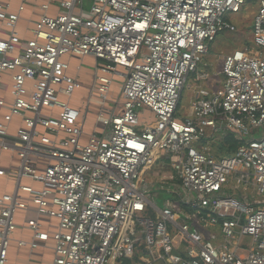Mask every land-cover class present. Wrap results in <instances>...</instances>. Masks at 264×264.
Masks as SVG:
<instances>
[{
	"label": "built area",
	"instance_id": "built-area-1",
	"mask_svg": "<svg viewBox=\"0 0 264 264\" xmlns=\"http://www.w3.org/2000/svg\"><path fill=\"white\" fill-rule=\"evenodd\" d=\"M53 1L23 40V5L12 12L0 0V84L10 81L0 150L17 155L18 180L41 185L20 187L38 213L58 220L52 264H264V0H59L50 15ZM252 2V46L226 55L214 84L199 66L219 34L236 30L225 15ZM190 74L188 115L177 118ZM82 89L78 109L70 101ZM229 132L238 148L209 153ZM34 158L46 161L42 172ZM22 209L17 194L0 196V264Z\"/></svg>",
	"mask_w": 264,
	"mask_h": 264
},
{
	"label": "crops",
	"instance_id": "crops-1",
	"mask_svg": "<svg viewBox=\"0 0 264 264\" xmlns=\"http://www.w3.org/2000/svg\"><path fill=\"white\" fill-rule=\"evenodd\" d=\"M58 1L59 0L53 1L48 14L53 15L56 12L55 7ZM3 2H8L11 5L10 9L12 12H15L21 4L23 5L24 10L20 13L17 31L21 39H30L33 22L38 20L43 14L40 10V6L47 3L48 0H3ZM86 62L90 63L91 60H86ZM77 64V61L73 59L70 60L69 74L71 76L76 75L75 66ZM87 72L88 71L82 70L79 75V80L84 84V87L90 82V72ZM213 83L217 84L215 82ZM9 84L10 81L8 78H5L0 84V94L8 100L10 99L7 92ZM81 91L84 93L85 89ZM81 91L79 92L81 93ZM89 117H91L90 120H88ZM93 124V116H87L84 125L86 133L93 130ZM17 128H21V123L16 119L12 122L11 133L14 134ZM32 162L40 172H42L46 166V161L41 159L34 158ZM18 166L19 159L14 152L0 150V169L6 172L5 176L0 177V196L17 194L25 204V209L16 211L14 215L15 230L9 244L6 264H52L54 260L53 236L58 231V220L49 215L39 214L37 211L38 207L33 203L32 195L20 190V187H29L34 190H39L41 185L30 179L18 180L11 173V171H15ZM48 208L54 210L52 205H49ZM29 221H35L40 225V231L48 235L46 241H39L34 238L33 232L28 226ZM21 242L25 243V245L20 246L19 243ZM31 244H35L36 247L33 248Z\"/></svg>",
	"mask_w": 264,
	"mask_h": 264
},
{
	"label": "rangeland",
	"instance_id": "rangeland-1",
	"mask_svg": "<svg viewBox=\"0 0 264 264\" xmlns=\"http://www.w3.org/2000/svg\"><path fill=\"white\" fill-rule=\"evenodd\" d=\"M90 5L91 4L89 2H85L84 10L88 11ZM257 9H258L257 2L246 3L242 7L239 13L237 14L227 13L225 15L227 20L236 27V30L234 32H224L222 34H219L216 37V39L210 44L209 54L204 57L203 63L199 66V71L207 72L210 75L212 82H214V80L219 81V78H221L220 76H218V73L221 72L222 61L226 55L232 53L235 50H241L244 49L245 47L252 46L250 29ZM245 41L248 42L249 44L246 45ZM92 63H93L92 61L90 63H87L86 61L82 62L83 70L92 71L93 69ZM194 79H195V75L193 74H190L187 78L186 85L180 96V101L176 112L177 118L188 115L189 101L192 97V91L194 90V84H195ZM112 89L116 93L118 89V83L116 84L114 83ZM86 96H87V92H86ZM81 99L83 100L85 99V93L81 94L80 92H77L74 95L73 99L70 101V104L73 106V100H75L74 105L80 107ZM90 119L91 117L88 118V120ZM257 132H259V135L261 136L263 129L253 130L252 134H255L257 136L258 135ZM221 138L222 136L215 137L214 139L210 140V142L207 145L209 153L215 155V157L216 156L222 157L221 155L223 154V152L220 150V144L222 142ZM159 169H160V164L154 165L151 169V172L156 175H159L160 174ZM150 200L153 203L157 204L158 207L160 208L163 207L164 197H159V199H155L150 195Z\"/></svg>",
	"mask_w": 264,
	"mask_h": 264
},
{
	"label": "trees",
	"instance_id": "trees-1",
	"mask_svg": "<svg viewBox=\"0 0 264 264\" xmlns=\"http://www.w3.org/2000/svg\"><path fill=\"white\" fill-rule=\"evenodd\" d=\"M250 31H251V29H250ZM245 44L248 45L249 43L245 41ZM82 93L83 92L81 91V94ZM74 102H75V100H73V106H75L74 105ZM75 107L78 108V109H80L81 108V105H80V107H77V106H75ZM240 144H241L240 141H236L234 139V133L229 132V133L226 134L225 138L221 142V144H220V150L223 152V154L230 155L231 153H233V151H235L238 148V146Z\"/></svg>",
	"mask_w": 264,
	"mask_h": 264
}]
</instances>
